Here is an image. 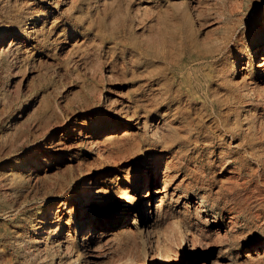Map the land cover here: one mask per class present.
I'll use <instances>...</instances> for the list:
<instances>
[{
    "label": "rangeland",
    "instance_id": "obj_1",
    "mask_svg": "<svg viewBox=\"0 0 264 264\" xmlns=\"http://www.w3.org/2000/svg\"><path fill=\"white\" fill-rule=\"evenodd\" d=\"M73 1L0 0V264H82L52 232L39 243L60 187L72 205L86 183L137 201L147 167L167 161L166 215L139 228L137 263L156 252L182 264L191 247L194 264H264V41L249 45L264 34V0Z\"/></svg>",
    "mask_w": 264,
    "mask_h": 264
},
{
    "label": "bare ground",
    "instance_id": "obj_2",
    "mask_svg": "<svg viewBox=\"0 0 264 264\" xmlns=\"http://www.w3.org/2000/svg\"><path fill=\"white\" fill-rule=\"evenodd\" d=\"M80 1H83L84 3L87 0H74L71 4V8H74L76 6V3H78L79 5ZM53 3H55V1H53ZM5 26L4 28L11 29L10 34H16L14 32L18 28L17 21H15V23H10L6 27ZM16 38L17 35H15L13 39L16 40ZM14 40H11L8 45L12 46L13 44H15ZM262 41H264V34L249 35L250 46L254 43H259ZM151 42L153 43L154 41L150 40V43ZM234 48L235 46L227 50L225 49L224 52L227 54L229 53L228 51L231 52L232 50H234ZM218 50L220 49L218 48L211 51L210 57H216L218 54ZM254 56L258 60H260L258 61L259 63L256 67V75L258 76V79H260L263 83L264 46L262 47L259 45L255 50ZM177 67L180 71H182L184 68L179 64ZM243 69H245V67ZM153 77L155 79L152 80V83L157 86V88L154 87L153 89L159 90L161 85L163 84V78L157 77V75H154ZM246 79L247 76L242 75V85H245ZM173 81L174 83H177L178 79L174 77ZM223 89L225 91L230 90L227 87H223ZM226 101H228V99L224 100L216 98L214 101H212V104L213 107L216 108V106L220 107L222 103L224 104ZM87 141L88 144L94 145V142L90 136L87 138ZM90 148H92V146ZM98 154H100V152ZM160 156L161 155H157L155 157V163L161 160L162 157ZM234 159L239 164V166L237 167L238 173H241L243 168V160L239 157H235ZM33 168H38V164L36 162L30 163V166L25 165L22 169L24 172H26L33 171ZM171 168L172 167L168 161L166 162L164 169H161L160 165L156 164L155 168L151 170V166L149 165L145 172V180L148 183V189L146 193L142 194L141 196H137V201H132L129 197L120 198L119 196H117V187L112 183L103 185L98 189H93L88 183H86L83 187L84 199L80 203L79 198L75 196V198H73L74 204L72 205L71 201L72 197L74 196H72L70 192L64 193L63 188L60 187L59 191L55 195V198H58L56 209L52 210L49 213L47 219L40 221L42 225L39 239L40 245L44 247L46 246V241H48L49 235L52 232L58 237V243L61 244V246L64 248V251H66L70 255L69 257L71 260L78 261L79 259H82V264H138V257L136 258L135 256L137 254L134 255L133 252L139 240V228H143L147 232L152 233L155 227L162 220V218L165 217L166 210L162 199L168 194V191H170L169 188L173 184L172 180L174 179V176L171 174ZM141 177V174H139L137 177L138 186L141 182ZM158 182H161L162 184V189L160 190H158ZM151 185H156V189L154 191H151ZM156 197H159V200H157V202ZM175 202L177 208H181L184 205L181 197H178ZM78 205L80 207L79 214H74L72 210L75 208V206ZM77 234H80V246L76 248L74 246V240ZM40 252L42 253V251ZM163 257L164 256L156 254L155 252V254H152L151 261L154 264H167L168 261ZM196 260L197 256L195 255L194 250L191 247L184 248V256L181 259V263L194 264Z\"/></svg>",
    "mask_w": 264,
    "mask_h": 264
}]
</instances>
